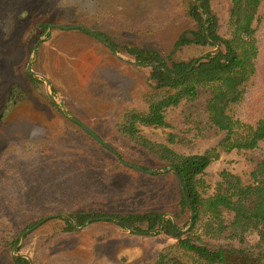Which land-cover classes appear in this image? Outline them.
I'll use <instances>...</instances> for the list:
<instances>
[{
  "label": "rangeland",
  "instance_id": "rangeland-1",
  "mask_svg": "<svg viewBox=\"0 0 264 264\" xmlns=\"http://www.w3.org/2000/svg\"><path fill=\"white\" fill-rule=\"evenodd\" d=\"M168 1L24 0L17 22H12L9 29L1 26L2 69L9 70L12 79L22 82L25 89L9 107L11 121L0 130V149L10 138L45 141L60 147L57 160L41 158L32 164L35 182L27 183L24 188L26 208L32 197L36 212L48 218L40 220L21 245L20 252L31 256L36 264L149 261L173 241L165 233L139 234L125 230L115 220L98 219L79 229L77 224L67 229L61 215L69 212L113 215L154 210L161 212L165 220L173 219L180 229L188 226L190 212H183L178 203L180 186L172 171L133 174L121 170L113 181L106 183L99 178L95 166L103 164L105 159H114L113 153L99 146L71 119H78L108 142L124 161L150 169L161 168L152 167L154 164L147 156L114 131L111 121L122 106L132 103L155 84L150 79L149 67L128 61L134 58L125 47L156 49L167 62H191L209 50L204 51L191 41L197 29L192 17L179 10L170 18L171 13L168 16L164 13L163 4ZM174 1L180 4L182 0ZM211 10L223 25L230 1L211 0ZM68 15L74 18L66 19ZM23 20L27 21L24 28L15 31L17 23ZM40 23H45L47 28ZM73 25H83L108 40L104 42L83 29L62 28ZM28 63L34 73L41 75L34 76L39 81L28 76ZM42 76L48 80L58 105L48 98ZM3 99L0 90V107ZM178 112V108L167 111V120L175 123ZM140 132L152 140L163 141L166 130L141 127ZM220 137L221 134H214L185 151L204 152ZM253 152L263 158L264 141ZM250 155L234 151L220 154L202 175L206 191L214 189L222 171L242 172Z\"/></svg>",
  "mask_w": 264,
  "mask_h": 264
},
{
  "label": "trees",
  "instance_id": "trees-1",
  "mask_svg": "<svg viewBox=\"0 0 264 264\" xmlns=\"http://www.w3.org/2000/svg\"><path fill=\"white\" fill-rule=\"evenodd\" d=\"M229 1L230 10L223 25L211 10V0H182L180 4L169 0L163 4L164 13H171L169 18L179 10L197 22L191 39L197 46L205 51L219 45L217 53L208 54L195 64L194 60L167 62L153 48H124L135 62L151 65L150 79L155 84L117 111L112 128L147 156L152 167H170L178 172L187 197L180 189L178 203L183 212L192 210L185 229L154 210L113 215L67 213L79 226L86 221L115 220L131 232L172 236L173 241L153 259L129 264H264V157L253 154L264 141V0ZM23 5L24 0H0V28L9 29L12 22H17ZM26 23L18 22L15 31L22 30ZM40 26L47 28L45 23ZM28 76L39 81L29 72ZM24 89L22 82L12 79L9 70L2 69L0 61V90L4 93L0 130L11 121L9 107ZM176 108L179 120L169 122L166 112ZM141 127L166 130L163 141L144 136ZM214 134L221 137L210 149L185 151ZM51 145L10 138L0 149V264H30L23 256L13 257L11 251L16 248L14 252L21 254L22 246H17L22 233L46 216L36 212L32 197L26 208L23 194L26 184L35 182L32 164L41 158L50 162L59 158L60 147ZM232 151L253 156L246 157L245 169L240 173L222 171L214 189L207 192L202 177L206 168L220 154ZM113 158L95 166L99 178L106 183L121 170L141 172L124 165L115 155ZM63 220L67 229H73L67 218Z\"/></svg>",
  "mask_w": 264,
  "mask_h": 264
},
{
  "label": "water",
  "instance_id": "water-1",
  "mask_svg": "<svg viewBox=\"0 0 264 264\" xmlns=\"http://www.w3.org/2000/svg\"><path fill=\"white\" fill-rule=\"evenodd\" d=\"M50 27H52V25H50ZM62 28H64V29H83V30H85V31H87V32H89L90 34H92L93 36H96L98 39H100V40H102V41H104V42H106L105 41V39L104 38H102L101 36H98V35H96L91 29H89V28H87V27H85V26H83V25H73V26H62ZM109 46H110V48H112V45L111 44H109V43H107ZM219 51V45L217 44L216 45V47H214L213 49H209V50H207V51H205V52H203L202 54H200L198 57H196L195 59H194V61H193V64H195L199 59H201V58H203V57H205L206 55H208V54H213V53H217ZM122 57V56H121ZM124 59V58H123ZM129 62H131L132 64H134V65H136V66H143V67H151V65L150 64H139V63H137V62H135V60H132V59H129L128 60ZM27 70H28V72L30 73V74H32L33 76H37V75H39V74H36V73H34L32 70H31V68H30V63H28V66H27ZM39 76H41V75H39ZM43 78H44V80H45V86H46V94H47V96H48V98L49 99H51L55 104H59V102L53 97V95L51 94V92H50V89H49V84H48V80L44 77V76H42ZM62 107V106H61ZM62 109L64 110V107H62ZM71 119L74 121V122H76L77 124H79L84 130H86L94 139H96L98 142H100L103 146H105L106 148H108L119 160H120V162L121 163H123L124 165H126V166H129V167H131V168H134V169H136V170H138V171H141V172H146V173H156V172H167V171H172L175 175H176V178H177V181H178V183H179V186H180V189H181V192L184 194V196L186 197V193H185V189H184V186H183V183H182V180H181V177H180V175L178 174V172L176 171V170H174V169H172V168H170V167H161V168H158V169H150V170H146V169H144L143 167H141V166H138V165H134V164H132V163H129V162H126V161H124L121 157H120V155L116 152V150H114L113 148H112V146L108 143V142H106L105 140H103V139H101L96 133H94L90 128H88L86 125H84L82 122H80L78 119H76V118H74V117H71ZM187 198V197H186ZM190 215H192V210L190 211ZM62 217H64V218H67L71 223H72V225H74L75 226V223H74V221L72 220V218H70V217H68V216H65V215H61ZM45 219H48V218H45ZM173 220V219H172ZM173 222L175 223V221L173 220ZM88 223V221H86L83 225H81V226H79V227H76V228H82V227H84L86 224ZM34 228V226L32 227V228H29V229H27V230H25L23 233H22V236H21V238H20V242H19V244H18V246H17V248L19 247V246H21L22 245V243L24 242V239H25V236L32 230ZM16 248H14L12 251H11V254H12V256L13 257H17V256H23V257H25L26 259H28V261L30 262V264H33V260H32V257L31 256H29V255H27V254H23V253H21V254H16L15 252H14V250H15Z\"/></svg>",
  "mask_w": 264,
  "mask_h": 264
}]
</instances>
